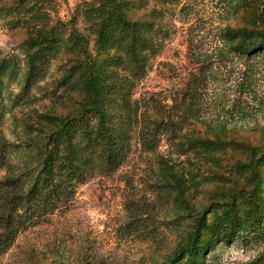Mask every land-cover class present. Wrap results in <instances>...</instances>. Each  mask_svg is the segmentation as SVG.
Returning <instances> with one entry per match:
<instances>
[{
    "label": "rangeland",
    "instance_id": "374dc122",
    "mask_svg": "<svg viewBox=\"0 0 264 264\" xmlns=\"http://www.w3.org/2000/svg\"><path fill=\"white\" fill-rule=\"evenodd\" d=\"M113 1L0 0V212L2 183L35 162L49 117L88 100L90 63L108 69L109 113L128 131L119 164L95 163L74 178L52 210L17 231L0 264H159L231 191L239 213L251 209L249 149L264 147V54H238L226 29L264 28V0H127L130 16L152 27L138 78L118 44L99 50L97 27ZM53 27L56 52L27 43ZM32 59L39 74L27 81ZM218 135L235 143H192ZM259 197L264 203V182ZM263 252L264 226L216 242L205 264H263Z\"/></svg>",
    "mask_w": 264,
    "mask_h": 264
},
{
    "label": "trees",
    "instance_id": "16d2710c",
    "mask_svg": "<svg viewBox=\"0 0 264 264\" xmlns=\"http://www.w3.org/2000/svg\"><path fill=\"white\" fill-rule=\"evenodd\" d=\"M127 2L115 0L104 10L97 27L99 50L102 54L107 53L114 43L118 44L122 62L131 63L130 71L138 78L144 73L149 49L154 47L149 34L152 27L146 21L133 19L128 13ZM248 23L227 28L226 37L238 54L262 55L264 28L257 27L253 21ZM56 37V27H53L48 33L29 36L26 41L39 47L37 51L54 53L60 47ZM120 55L115 59H121ZM90 64L92 75L85 82L88 100L81 104L77 113L49 117L54 122L53 127L49 128L35 162L2 183L7 211L0 212V253L12 244L17 231L33 224V219L45 215L63 194H69L74 178L82 176L95 163L114 167L126 152L127 128L113 124V113H109L112 98L106 97L114 88L108 79V69L101 67L98 70L96 62ZM36 69L34 60H30L27 81L39 74ZM192 143L214 150V145L225 147L235 142L218 135L215 139L214 136H197ZM249 151V163L253 167L250 175L252 188L245 200H250L251 209L239 213L235 192L231 191L222 205H217L221 212L213 214L209 220L204 214L196 217L192 230L178 243L173 254L159 264H205L207 254L216 242L250 238L263 228L264 203L259 195L264 182V177L260 176L264 167V147L252 146ZM259 260L264 262V252Z\"/></svg>",
    "mask_w": 264,
    "mask_h": 264
}]
</instances>
